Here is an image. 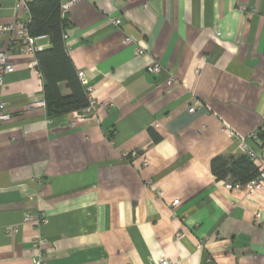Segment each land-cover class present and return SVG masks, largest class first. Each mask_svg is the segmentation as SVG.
Here are the masks:
<instances>
[{
  "label": "crops",
  "instance_id": "1",
  "mask_svg": "<svg viewBox=\"0 0 264 264\" xmlns=\"http://www.w3.org/2000/svg\"><path fill=\"white\" fill-rule=\"evenodd\" d=\"M67 18L68 55L107 105L98 121L32 108L44 77L0 35L15 68L2 92L13 118L0 125V264H33L25 220L40 215L46 264H264V191L211 172L216 156H242L241 139L264 153V0H81ZM17 20L24 3L0 0V27Z\"/></svg>",
  "mask_w": 264,
  "mask_h": 264
},
{
  "label": "trees",
  "instance_id": "2",
  "mask_svg": "<svg viewBox=\"0 0 264 264\" xmlns=\"http://www.w3.org/2000/svg\"><path fill=\"white\" fill-rule=\"evenodd\" d=\"M32 36L47 35L50 45L37 56V67L44 77L46 112L50 119L82 113L89 106L86 88L81 83L66 49L64 36L70 24L61 14L60 0H31L28 3ZM65 83L70 94L63 96L60 84ZM211 172L217 181L245 187L257 177L259 168L242 154L241 157L220 155L213 158Z\"/></svg>",
  "mask_w": 264,
  "mask_h": 264
},
{
  "label": "built area",
  "instance_id": "3",
  "mask_svg": "<svg viewBox=\"0 0 264 264\" xmlns=\"http://www.w3.org/2000/svg\"><path fill=\"white\" fill-rule=\"evenodd\" d=\"M25 5V11L28 16L27 21L17 20L13 24H10L5 27H0V35L4 34H15L17 37V42L22 45V54L29 58V63L31 68H36L38 64L37 56L39 53L43 52L46 48L49 47L50 41L47 35L42 36H32L29 29V24L31 21L30 11L28 7V3L30 0H20ZM81 0H60L61 2V14L62 16H67L68 12L78 2ZM128 2H134L136 0H127ZM151 1V0H146ZM243 11L246 8L241 7ZM111 22L114 26L119 29H122V21L117 18H112ZM66 38V36H64ZM125 43L127 45L136 44L135 41L129 37L125 39ZM136 54L138 56L144 55L145 50L141 47H138L136 50ZM15 71L14 64L11 58V55L7 48L3 47L0 48V125L6 122H9L13 118L12 111L8 108L7 103L2 98V92L5 87V78L7 75L12 74ZM162 71V65L160 60L155 56L153 58V63L147 68V72L149 74L158 76ZM79 79L83 86L85 87L87 84V80L85 77L84 72H78ZM86 93L88 96L89 106L86 110L82 113H73L76 118H83L90 115L92 119L98 121V110L99 107L107 105V103L98 102L93 97V90L86 89ZM112 106V104H110ZM32 108L35 107H42L46 108V102H38L31 105ZM190 113L196 112V107H192L189 110ZM74 126V124H73ZM247 139L253 140L258 142L259 141V132H252ZM240 149L243 155H245L248 159H250L257 167L259 168V173L256 178H254L251 182H249L245 187H240L238 185H232L230 183H226V189H246L249 195L254 194L255 192H262L264 191V153L257 152L256 150L252 149L247 143L246 139L239 140ZM136 152L132 153V156H135ZM179 204V200H174L171 203L172 207H176ZM27 223H33L34 226L37 228V235L33 241V264H46V246L48 245V240L45 238L41 233L40 229L43 225L48 223V218L45 215L40 216H28L25 220ZM18 232V228L12 227L6 230L8 235L16 234ZM161 264H170L169 260L165 257L162 258Z\"/></svg>",
  "mask_w": 264,
  "mask_h": 264
}]
</instances>
